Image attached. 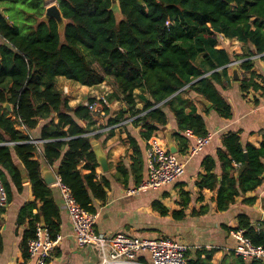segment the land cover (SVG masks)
<instances>
[{"label":"trees","instance_id":"obj_1","mask_svg":"<svg viewBox=\"0 0 264 264\" xmlns=\"http://www.w3.org/2000/svg\"><path fill=\"white\" fill-rule=\"evenodd\" d=\"M56 1L66 21L63 33L56 20L43 19L45 0H0V181L7 203L12 200V185L24 189L22 167L31 185L34 199L18 215V225L29 224L24 232L25 256L38 222L45 223L53 238L60 232V208L42 176L40 157L56 165L78 204L96 213L94 200L105 202L110 184L97 173L93 142L101 136L91 128L95 115L106 119L103 127L133 117L132 124L143 128L141 136L148 141L168 123L169 109L176 119L180 151L185 152L190 143L187 130L196 136L207 135L208 130L195 102L184 94L204 97L229 118L231 106L218 89L229 80L228 65L234 58L242 60L241 68L249 74L242 80L246 91L257 88L251 57L263 54L264 59V0H119L120 18L111 9V0ZM222 37L236 38L247 49L234 56L229 49L217 47ZM59 76L91 87L110 79L115 88L112 96L127 109L112 117L110 106L95 97L88 101L95 104L94 110L84 104L72 107L57 85ZM137 89L142 91V108L137 107ZM6 102L11 111L4 106ZM42 120L48 123L40 129L39 147L31 142L29 132ZM112 135L111 131L108 136ZM128 139L132 163L120 165L118 177L126 181L132 174L139 185L146 158L138 140L130 133ZM217 160L221 176L214 172ZM217 160L205 159L206 174L198 187L217 191L218 211L228 210L239 196L263 184L264 144H243L239 134L230 132L218 149ZM188 200L184 193V207ZM255 201L250 197L246 202ZM154 207L162 214L168 212L159 202ZM201 210L193 213L205 211ZM176 216L183 217L184 212ZM235 229H244L253 244L264 247V219L253 224L241 213ZM214 253L190 249L188 264H213ZM230 255L234 264H264L234 251ZM219 264L228 262L223 259Z\"/></svg>","mask_w":264,"mask_h":264},{"label":"crops","instance_id":"obj_2","mask_svg":"<svg viewBox=\"0 0 264 264\" xmlns=\"http://www.w3.org/2000/svg\"><path fill=\"white\" fill-rule=\"evenodd\" d=\"M45 3L46 7L58 4L56 0H45ZM217 47L229 49L234 56L243 54L247 49V45L236 38L224 37L220 39ZM262 56L263 54H259L251 57L253 62L251 72L255 73L254 82L257 88L250 87L246 91L242 89V80L249 74L241 68V62L228 65L229 80L225 86L219 85L218 89L231 106L232 115L229 118L221 116L212 108V103L204 97L194 92L184 94V98L195 102L199 113L205 119L208 134L212 136L210 143L189 159L186 151H180L179 141L175 137L178 130L175 116L166 109L168 123L155 133L154 138H157L169 150L172 143L178 149L176 154L185 162L183 175L171 184L129 194L128 190L137 186L134 176L130 174L126 181L122 180L118 177L117 168L122 164L129 167L132 163L128 133L138 140L146 158L147 142L141 136L143 128L132 124L133 117L103 127L106 119L103 116H94L95 124L91 128L94 129L93 133H100L101 137L94 140L93 146H98L102 150L109 165V170L106 172L102 171L99 165L97 173L99 178L105 176L110 184L106 201L94 200L98 214L96 224L98 231L108 234L126 232L140 238L170 237L187 243L193 251L215 250L213 264H219L223 259L228 264H234V258L230 253L237 246L238 241L231 235V231L238 227L241 213L247 214L253 224L264 219V181L255 191L239 196L236 202L225 211L217 210V191H201L198 182L201 176L206 174L205 159L210 157L217 160L218 149L222 147L224 137L230 132L239 134L243 144L251 143L256 147L264 144V59ZM236 61L241 60L234 58L232 63ZM233 65L238 67L239 80L233 78ZM57 85L63 93V89L67 88V93L64 94L72 107L83 104L85 97H88V101L91 97H95L103 99L110 106L112 117L118 115L120 110L127 109L122 100L112 96L115 88L110 79H106L99 86L91 87L59 76ZM135 94L137 107L142 108L144 102L139 99L142 91L137 89ZM46 123L48 121L42 120L39 127L29 132L33 139L40 140V129ZM111 131L113 135L108 136ZM189 138L190 145L194 138ZM40 159L42 169L48 166L43 157ZM48 167L57 168L56 165ZM214 172L221 176L222 168L218 160ZM143 175L145 180L148 177L147 165ZM56 177L57 180L60 178L58 173ZM49 186L60 208L59 233L62 235V240L52 252L48 264H97L99 261L97 249L91 246L80 247L76 243L73 224L63 207L58 184ZM12 193V200L2 206L5 208L3 212L0 211V264H33L34 260L29 253L25 256L23 245L24 232L29 228V224L26 222L24 225H18L20 209L26 202L34 199L31 185L26 182L23 191H19L12 185ZM184 193H188L189 199L186 207L183 205ZM250 197L256 198L254 204L246 202ZM155 202L161 203L167 209V214H162L156 209ZM201 209L205 211L201 214L193 213V211H202ZM176 212H184V216L178 217ZM141 258L147 262L150 260L148 255H143Z\"/></svg>","mask_w":264,"mask_h":264},{"label":"built area","instance_id":"obj_3","mask_svg":"<svg viewBox=\"0 0 264 264\" xmlns=\"http://www.w3.org/2000/svg\"><path fill=\"white\" fill-rule=\"evenodd\" d=\"M236 61L231 64H237ZM64 93H67L65 87ZM94 110L95 104H89ZM19 129L25 130L23 126ZM188 137L194 141L189 145L186 156L189 159L199 153L205 145L210 143L212 136H196L191 130H187ZM31 142L40 145L42 140L32 138ZM146 158L148 177L139 185L128 190L129 194L147 188H159L175 182L180 178L185 169V162L176 153L171 152L157 138L146 141ZM63 207L68 212L73 224L76 243L80 247L91 246L97 249L99 261L97 264H188L187 253L190 246L182 241L170 238H140L126 232L114 234L103 233L97 230V213H92L82 208L76 201L71 189L61 179L57 182ZM7 204V194L0 181V207ZM231 235L237 239L238 244L233 251L236 255L246 259L264 261V247L255 245L245 236L244 229H234ZM62 240L59 233L53 238L43 223L38 222L35 236L28 241V253L33 264H48L52 252ZM148 255L149 262L141 257Z\"/></svg>","mask_w":264,"mask_h":264},{"label":"water","instance_id":"obj_4","mask_svg":"<svg viewBox=\"0 0 264 264\" xmlns=\"http://www.w3.org/2000/svg\"><path fill=\"white\" fill-rule=\"evenodd\" d=\"M112 2V7L111 9L115 12V14L120 18L121 14H120V5H119V0H111ZM43 19L45 21H49L51 19L56 20L58 27H59V31L61 33H63L65 26H66V21L63 17V14L61 12V9L59 8L58 4H52L48 7H46L45 10V14L43 16ZM232 71H233V78L235 80H239L240 79V75L238 72V67L237 66H232ZM88 103V97L84 98L83 104L86 105ZM4 106L11 111L12 110V106L10 105V103L6 102L4 104ZM124 110H126V108H124ZM41 140V139H40ZM93 149L96 153L97 156V161L98 164L101 166L102 171L106 172L109 170V165H108V161H107V157L106 155L102 152V150L98 147V146H93ZM170 151L173 153L178 152L177 147H175L172 143H170ZM50 166V165H48ZM47 165L45 167H43L42 169V176L44 178V181L46 182L47 185H52L58 182L56 174L58 173L57 168L55 169H51L50 167H48ZM246 166V164L240 168L239 172H241L243 170V168ZM22 173H23V177H24V182H28V178L26 175V172L24 170V168L22 167ZM43 225H45V223L42 221Z\"/></svg>","mask_w":264,"mask_h":264},{"label":"rangeland","instance_id":"obj_5","mask_svg":"<svg viewBox=\"0 0 264 264\" xmlns=\"http://www.w3.org/2000/svg\"><path fill=\"white\" fill-rule=\"evenodd\" d=\"M75 82V81H74Z\"/></svg>","mask_w":264,"mask_h":264}]
</instances>
